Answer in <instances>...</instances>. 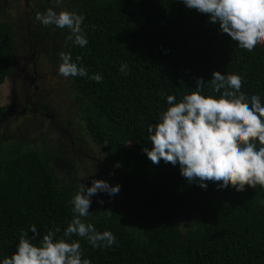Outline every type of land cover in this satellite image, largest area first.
<instances>
[{
    "label": "trees",
    "instance_id": "1",
    "mask_svg": "<svg viewBox=\"0 0 264 264\" xmlns=\"http://www.w3.org/2000/svg\"><path fill=\"white\" fill-rule=\"evenodd\" d=\"M50 3L41 0V12ZM60 8L83 13L87 45L74 44L66 27L39 23L33 33L48 43L62 34L64 51L87 68L88 75L69 77L78 117L109 164L120 163L113 173L124 184L122 202L101 204L92 196L84 218L111 230L116 243L93 248L73 237L82 255L91 264H264V187L218 190L208 182L202 189L181 176L178 164H153L143 151L151 147L147 127L166 110V96L179 100L194 91L197 77L209 91L213 70L239 74L242 93L258 94L264 103V44L251 52L238 47L182 0H61ZM16 24L0 21V84L13 74ZM122 62L126 73L119 70ZM92 73L103 80H91ZM6 108L0 105V126ZM48 145L0 134V258L16 250L30 225L41 237L57 226L62 235L71 220V198L81 185L77 169L67 162L61 175L57 165L66 157ZM183 216L189 218L184 223Z\"/></svg>",
    "mask_w": 264,
    "mask_h": 264
},
{
    "label": "clouds",
    "instance_id": "2",
    "mask_svg": "<svg viewBox=\"0 0 264 264\" xmlns=\"http://www.w3.org/2000/svg\"><path fill=\"white\" fill-rule=\"evenodd\" d=\"M60 3L61 0H54V4ZM182 3L207 14L209 22L218 24L219 31L228 34L238 47L251 52L264 44V0H182ZM35 20L45 27H66L74 44L80 47L88 44L81 27L83 13L48 7L43 12L37 11ZM59 60L56 69L59 75H88L87 68L79 63V56L73 60L69 52L61 51ZM119 70L126 73L127 64L122 62ZM89 78L95 82L103 80L100 73H92ZM209 82L211 88L207 92L203 89L204 82L197 77L194 91L179 100L173 94L166 96V110L156 123L147 127L151 147L143 151L153 164L161 160L178 164L181 176L190 183L197 182L202 189L207 188L208 182L214 183L218 190L231 186L243 191L245 185L257 184L264 187L261 97L258 94L246 97L241 91L242 78L236 73L213 70ZM67 125L71 132L72 122ZM119 166L117 161L115 167ZM119 189V183L110 184L105 179L93 178L87 186L81 183L71 198L72 217L62 235H57L60 231L57 226L49 228L41 237L32 224L27 232L21 230L16 250L0 258V264H91L82 255L80 239L73 237L85 239L93 248L116 243L111 230H98L84 218L90 214L92 196L106 193L111 197ZM98 202L102 204L103 200Z\"/></svg>",
    "mask_w": 264,
    "mask_h": 264
},
{
    "label": "rangeland",
    "instance_id": "3",
    "mask_svg": "<svg viewBox=\"0 0 264 264\" xmlns=\"http://www.w3.org/2000/svg\"><path fill=\"white\" fill-rule=\"evenodd\" d=\"M49 1L51 7L59 6ZM40 4L41 0H0V21L17 20L16 28L20 30L13 53V74L0 84V105L7 107L2 122L3 125L8 123L7 129L0 126V134L7 130V136L24 137L31 146L41 147L45 142L48 146H58L66 157L64 165H57L61 175L69 170L67 162H73L80 183L86 186L93 178L120 184L117 194L109 197L106 193H97L94 197L122 202L123 181L113 173L115 166L109 164L98 145L87 135L72 98L70 78L56 71L59 53L65 52L63 35L55 34L53 42L41 43L30 34L39 26L35 14L41 12ZM32 52H36L35 62H31ZM39 102L45 107H38ZM70 121L71 132L67 125ZM43 137L47 141L42 142ZM186 219L189 218L183 216L181 222Z\"/></svg>",
    "mask_w": 264,
    "mask_h": 264
},
{
    "label": "flooded vegetation",
    "instance_id": "4",
    "mask_svg": "<svg viewBox=\"0 0 264 264\" xmlns=\"http://www.w3.org/2000/svg\"><path fill=\"white\" fill-rule=\"evenodd\" d=\"M27 30L30 31L29 27L27 28ZM31 36L35 38L36 42H39L40 40L36 39V36L33 32H30ZM41 43H44L43 41H40ZM13 53H15V48L13 50ZM35 55H36V52H32V56H31V62H35L34 59H35ZM6 111H7V108H6Z\"/></svg>",
    "mask_w": 264,
    "mask_h": 264
}]
</instances>
